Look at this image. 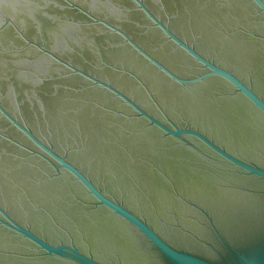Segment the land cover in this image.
<instances>
[{
    "label": "water",
    "instance_id": "water-1",
    "mask_svg": "<svg viewBox=\"0 0 264 264\" xmlns=\"http://www.w3.org/2000/svg\"><path fill=\"white\" fill-rule=\"evenodd\" d=\"M0 264H264V0H0Z\"/></svg>",
    "mask_w": 264,
    "mask_h": 264
},
{
    "label": "flooded vegetation",
    "instance_id": "flooded-vegetation-1",
    "mask_svg": "<svg viewBox=\"0 0 264 264\" xmlns=\"http://www.w3.org/2000/svg\"><path fill=\"white\" fill-rule=\"evenodd\" d=\"M113 2L115 3V2H117V3H119L120 5H122L123 6V4L125 5V3H126V0H113ZM155 26V25H154ZM101 64V63H100ZM102 65V64H101ZM99 68V67H98ZM99 69H101V68H99ZM200 73H202V72H200ZM46 87H48V85H46ZM45 89V87H43V85L42 86H39L38 87V89L36 90V91H40L39 92V94L38 95H35L37 98H38V103H36L33 107H35V108H38V106H43V107H45L48 103H45V101L46 100H43V97H44V94H43V90ZM87 89V88H86ZM26 98H24V103L23 104H28L29 106H31V104L33 103V102H36V101H26ZM33 107H32V109H33ZM29 111H30V109H28ZM192 195H193V193H191ZM200 194V193H199ZM206 202H212V203H216V202H222V200H217V199H214V200H212V201H210V200H206Z\"/></svg>",
    "mask_w": 264,
    "mask_h": 264
}]
</instances>
